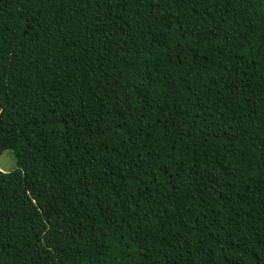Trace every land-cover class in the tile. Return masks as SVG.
<instances>
[{
	"label": "trees",
	"instance_id": "trees-1",
	"mask_svg": "<svg viewBox=\"0 0 264 264\" xmlns=\"http://www.w3.org/2000/svg\"><path fill=\"white\" fill-rule=\"evenodd\" d=\"M0 264H264V0H0Z\"/></svg>",
	"mask_w": 264,
	"mask_h": 264
},
{
	"label": "rangeland",
	"instance_id": "rangeland-1",
	"mask_svg": "<svg viewBox=\"0 0 264 264\" xmlns=\"http://www.w3.org/2000/svg\"><path fill=\"white\" fill-rule=\"evenodd\" d=\"M16 169V162L14 155L5 150L0 153V171L2 172H11Z\"/></svg>",
	"mask_w": 264,
	"mask_h": 264
}]
</instances>
